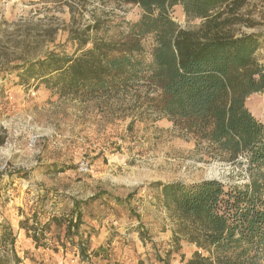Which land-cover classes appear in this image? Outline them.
<instances>
[{
  "label": "rangeland",
  "instance_id": "obj_1",
  "mask_svg": "<svg viewBox=\"0 0 264 264\" xmlns=\"http://www.w3.org/2000/svg\"><path fill=\"white\" fill-rule=\"evenodd\" d=\"M242 11L255 25L239 30L263 33L256 53L263 62L264 0H250ZM139 16L136 5L114 1L0 0V235L4 223L15 235L14 253L0 246V264H164L155 261L156 249L171 250L168 264H179L196 247L164 207L157 183L247 179L244 156H214L182 124L128 94L108 101L64 95L20 69L51 51L71 54L72 38L96 18L90 36L119 39ZM173 18L182 28L199 23L179 6ZM246 105L264 123V93L251 94ZM81 162L87 171L79 170ZM62 212L81 215L84 259L77 246L59 245L63 226L51 224L44 247L16 227L33 214L43 224Z\"/></svg>",
  "mask_w": 264,
  "mask_h": 264
},
{
  "label": "trees",
  "instance_id": "obj_2",
  "mask_svg": "<svg viewBox=\"0 0 264 264\" xmlns=\"http://www.w3.org/2000/svg\"><path fill=\"white\" fill-rule=\"evenodd\" d=\"M100 1L136 5L140 16L119 39L90 36L87 31L99 27L96 18L71 37L76 41L71 54L51 51L20 69L64 95L108 101L128 94L134 104L182 124L214 156L236 162L244 156L247 179L242 183L206 179L157 186L164 207L178 217L184 238L196 247L179 264H264V123L246 105L251 94L264 93V61L256 57L263 33L239 30L241 24L255 25L242 11L250 0ZM176 6L199 23L182 28L173 18ZM51 224L64 227L62 248L68 242L82 259L87 257L80 213L76 220L62 212L43 224L36 214L19 221L35 247L47 246ZM2 226L0 246L14 253L12 227ZM170 252L156 249L155 261L168 264Z\"/></svg>",
  "mask_w": 264,
  "mask_h": 264
},
{
  "label": "built area",
  "instance_id": "obj_3",
  "mask_svg": "<svg viewBox=\"0 0 264 264\" xmlns=\"http://www.w3.org/2000/svg\"><path fill=\"white\" fill-rule=\"evenodd\" d=\"M78 168L82 172L87 171L88 170V164L86 162H81L79 164V167Z\"/></svg>",
  "mask_w": 264,
  "mask_h": 264
},
{
  "label": "crops",
  "instance_id": "obj_4",
  "mask_svg": "<svg viewBox=\"0 0 264 264\" xmlns=\"http://www.w3.org/2000/svg\"><path fill=\"white\" fill-rule=\"evenodd\" d=\"M162 196V195H161ZM12 227V226H11ZM19 230H22L19 226H16ZM19 234L21 235V233L19 232Z\"/></svg>",
  "mask_w": 264,
  "mask_h": 264
}]
</instances>
